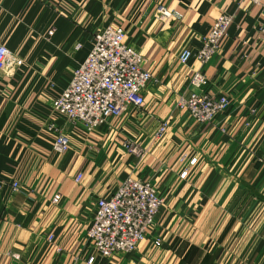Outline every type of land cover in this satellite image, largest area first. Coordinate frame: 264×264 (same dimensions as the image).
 <instances>
[{
  "label": "crops",
  "instance_id": "obj_1",
  "mask_svg": "<svg viewBox=\"0 0 264 264\" xmlns=\"http://www.w3.org/2000/svg\"><path fill=\"white\" fill-rule=\"evenodd\" d=\"M159 5L182 20L155 19ZM223 13L234 21L220 55L182 65L180 51L198 50ZM263 13L244 0H0V44L24 60L0 71V264H264ZM110 25L126 30L154 80L143 109L90 132L52 101ZM198 69L207 92L230 101L211 126L178 107ZM50 124L68 134L67 152L54 149ZM128 177L154 183L164 206L135 252L105 258L85 233L98 200Z\"/></svg>",
  "mask_w": 264,
  "mask_h": 264
},
{
  "label": "built area",
  "instance_id": "obj_2",
  "mask_svg": "<svg viewBox=\"0 0 264 264\" xmlns=\"http://www.w3.org/2000/svg\"><path fill=\"white\" fill-rule=\"evenodd\" d=\"M244 1L262 5L264 10V0ZM153 16L161 21H180L183 18L181 13L164 5H159ZM233 21L234 16L231 14L219 15L208 35L203 38L202 46L196 51L183 48L178 54L179 62L186 65L195 58L203 67L210 64L220 55L223 40L229 35ZM260 30L264 42V21ZM126 34L121 26L110 25L102 29L95 36L88 57L75 69L69 85L59 98L52 101L53 108L69 122L80 124L93 132L112 117H121L131 108L140 110L145 107V93L154 76L144 68L142 52L126 43ZM23 63L24 60L19 55L0 44V71L11 75ZM207 84V75L200 69L195 70L186 93L178 101V107L186 110L195 123L211 126L229 110L230 101L224 95H211L206 90ZM169 125V119L161 121L154 137H162ZM49 128L58 131L54 149L59 153L67 152L68 134L63 129L55 128L53 124ZM222 131L227 132V128ZM123 146L140 158L145 155V150L136 141L128 139ZM196 161L197 158H193L191 165ZM187 176L188 170H185L181 177ZM13 186L18 188L17 183ZM60 200L61 195H56L54 202L59 203ZM163 206L164 199L160 197L154 183L128 177L120 183L112 197L98 200L92 224L85 233L86 239L95 252L105 258L120 253H133L155 224ZM48 240L53 243L54 236H49ZM93 261L94 257L89 260L90 263Z\"/></svg>",
  "mask_w": 264,
  "mask_h": 264
}]
</instances>
